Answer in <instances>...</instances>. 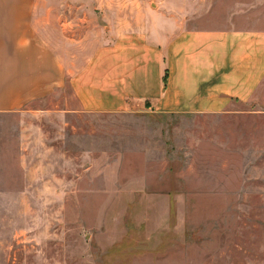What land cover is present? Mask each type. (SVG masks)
<instances>
[{
    "label": "rangeland",
    "instance_id": "rangeland-1",
    "mask_svg": "<svg viewBox=\"0 0 264 264\" xmlns=\"http://www.w3.org/2000/svg\"><path fill=\"white\" fill-rule=\"evenodd\" d=\"M33 26L71 76L117 37L264 30V0H36ZM70 80L0 111V264H264V82L179 115L84 111Z\"/></svg>",
    "mask_w": 264,
    "mask_h": 264
},
{
    "label": "crops",
    "instance_id": "crops-1",
    "mask_svg": "<svg viewBox=\"0 0 264 264\" xmlns=\"http://www.w3.org/2000/svg\"><path fill=\"white\" fill-rule=\"evenodd\" d=\"M35 1L0 0V111L46 98L69 77L84 111L213 115L250 101L264 82V30L246 28L117 37L101 47L97 65L69 76L37 38Z\"/></svg>",
    "mask_w": 264,
    "mask_h": 264
}]
</instances>
